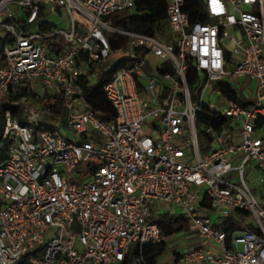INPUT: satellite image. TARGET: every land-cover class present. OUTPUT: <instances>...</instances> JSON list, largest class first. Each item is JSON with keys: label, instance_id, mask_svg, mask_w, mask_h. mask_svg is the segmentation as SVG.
<instances>
[{"label": "built area", "instance_id": "1", "mask_svg": "<svg viewBox=\"0 0 264 264\" xmlns=\"http://www.w3.org/2000/svg\"><path fill=\"white\" fill-rule=\"evenodd\" d=\"M194 1L205 22L191 19L187 0H165L171 41L111 24L115 12L136 14L135 0H0V141L10 144L0 162V264H140L144 246L162 240L159 216L176 205L220 249L199 245L188 259L264 264V0ZM50 14L66 16L65 27L42 28ZM111 35L125 43L112 49ZM115 50L128 66L102 84L115 111L104 121L84 90ZM245 77L253 97L242 103L231 80ZM203 109L225 116L219 129L196 122ZM81 161L89 174L75 182ZM234 214L255 223L241 227Z\"/></svg>", "mask_w": 264, "mask_h": 264}, {"label": "trees", "instance_id": "2", "mask_svg": "<svg viewBox=\"0 0 264 264\" xmlns=\"http://www.w3.org/2000/svg\"><path fill=\"white\" fill-rule=\"evenodd\" d=\"M162 1L163 4L162 6H160L162 11L160 13H154L152 11L146 16L138 15L145 8L146 9L149 8V11L150 9L153 8L151 7V5L140 6L141 3H136V10H137L136 14H132L127 10H122L111 14L107 18L110 19V22L113 26L118 28L143 32L151 35L159 34L162 36V31L168 28V23L164 11L165 0ZM187 2L188 3L185 5L184 10L190 13L191 19L205 22L207 19L202 10L201 2L194 0H187ZM44 21L45 23L47 22L48 25L45 26L43 25L42 28H49L52 26L51 23H49L48 21L46 20ZM5 40H6L5 37H0V64L3 63L2 48L5 43ZM110 40H111L112 49H117L120 45H123L125 43L126 38L125 36L122 35H117V36L111 35ZM81 58L86 59L87 55L82 53ZM126 66H128V60L125 58L124 55L121 60H119L113 66L112 65L109 66V68L103 71L101 78L94 86L85 87L84 98L87 101L89 107L95 113V115L101 120L111 121L115 117V111L102 90V84L108 81L113 76V74H115L119 69L124 68ZM197 78L198 76L195 73V71L191 69L187 71L186 80L189 87H192L194 85ZM23 91H25V88H23L21 92ZM225 92L227 96L232 97V95L229 94L230 92L229 89ZM53 97L55 98L54 110L60 118H63L65 116V111L62 107L61 97L59 95H53ZM225 120H226L225 116L208 111L206 109L201 110L196 115V122L198 124L200 123L211 124L213 127L217 129L221 127V125L223 124V122H225ZM203 142H204L203 138H201L202 144L200 146V149L202 151L206 149V146L204 145ZM9 147H10L9 143L5 142L1 144L0 141V162L7 156ZM159 224L162 232V240L161 242L155 244V247L153 248V253L149 257H146L144 262L143 261L140 262V264H155V259H154L155 255L159 254L164 249L165 240L172 237L174 234L178 233L181 230L184 229L188 230L186 219L182 214L176 215L172 213H163L159 216ZM17 264H27L26 257L25 256L22 257V259Z\"/></svg>", "mask_w": 264, "mask_h": 264}, {"label": "rangeland", "instance_id": "3", "mask_svg": "<svg viewBox=\"0 0 264 264\" xmlns=\"http://www.w3.org/2000/svg\"><path fill=\"white\" fill-rule=\"evenodd\" d=\"M135 2L136 3H141L140 6L151 5V7L153 8V9H150V11H149V8H147V9L145 8L138 15L146 16L149 13H151L152 11L154 13H160L162 11V9L160 8V6H162V4H163L162 0H135ZM157 6H158V8H157ZM46 21H48L51 24H54L55 28H63L67 24V17L63 15L61 20H59V23H57L58 16L56 14L55 15H51L50 14V15H48L46 17ZM77 30L80 31L78 26H77ZM162 37L173 41V37H172L171 32H170V30L168 28H166L164 31H162ZM226 45H227L228 49L232 48L231 44L227 43ZM122 55L123 54L119 53L116 50L113 51V53L111 54V57H110V61L112 62V66L115 63H117L119 60L122 59V57H123ZM232 66L233 65L230 63L227 67H228V69H231ZM151 68H152L151 65L148 63V65L146 66V70H150ZM231 81L236 82L237 88L241 92V98L240 99H241L242 103L252 99L251 97H253V96L251 94L252 93L251 90H253V88H254V82L253 81H250L248 77H245V79H240V78L239 79H232ZM37 91H39V92L41 91V88L38 85H37ZM206 97H207V95L205 94L203 99L206 100ZM208 99L209 100H208L207 104H210L211 107L222 108V105L219 102V97L218 96H210V97H208ZM64 124L65 125L63 127L61 126V128H59V132H60V134L62 136H66L67 134H70V129L68 128L67 124L66 123H64ZM1 125H2V122L0 120V128H1ZM188 152H190V150H188L186 153L188 154ZM188 159H189L188 157H184L182 160L183 161H187ZM74 170L77 173V177L75 179V182H80V181L84 180L89 174V172L85 168V163L83 161L79 162L76 165ZM244 174L247 177L248 170H246L244 172ZM172 211L176 215L182 213L181 207L177 206V205L172 207ZM214 217H215V215H213V220H212L213 223L218 222L219 219L218 218H214ZM254 223H255V221H254V219H253V217L251 215H243V219L237 221V224L239 226H241V227H243L244 225H254ZM73 230H75V227L73 228ZM193 234H195L194 230L188 231L187 233H185L183 238L187 239L188 237H190ZM170 242H171V240L168 242V246L169 247H171V245H174V244H179V242H171V243ZM76 247L80 248V245H79L78 242L76 243ZM238 249L239 250L242 249V244H238Z\"/></svg>", "mask_w": 264, "mask_h": 264}, {"label": "crops", "instance_id": "4", "mask_svg": "<svg viewBox=\"0 0 264 264\" xmlns=\"http://www.w3.org/2000/svg\"><path fill=\"white\" fill-rule=\"evenodd\" d=\"M148 59L152 64L157 62V59L153 56H149ZM166 213L174 214V212H166ZM182 215L186 219L188 230L185 229L181 230L178 233L174 234L172 237L165 240L164 249L159 254L155 255L154 258L155 264H212V263H208L206 260H200L198 258H192V259L187 258V254L190 253L194 248H196L199 245H203L205 248L210 249L211 251L214 252H217L220 249L217 244L213 242H209L207 240H203L199 236L197 230L191 225L189 219L184 214ZM241 218L243 219V215L239 216L238 214H234L232 220L237 222L238 220H241ZM247 226L251 228L253 225H247ZM191 230H194L195 234L191 235L187 239L186 238L184 239L183 237L185 233ZM170 240L171 242H179V244H174L175 246L171 245V247H169L168 242ZM154 247L155 244H151V243L146 244L144 246V251H143L144 261L146 257H149L153 253Z\"/></svg>", "mask_w": 264, "mask_h": 264}]
</instances>
